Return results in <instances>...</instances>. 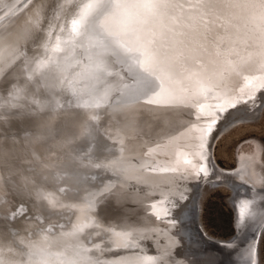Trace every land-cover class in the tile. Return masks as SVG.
I'll return each instance as SVG.
<instances>
[{"label": "bare ground", "instance_id": "1", "mask_svg": "<svg viewBox=\"0 0 264 264\" xmlns=\"http://www.w3.org/2000/svg\"><path fill=\"white\" fill-rule=\"evenodd\" d=\"M138 2L33 0L0 27V77L13 72L20 81L15 95L0 102V205L27 208L0 221V230L17 234L0 264H12V257L19 264H172L180 235L196 244L200 264H259L264 196L253 199L251 187L243 199L228 198L236 229L228 239L189 224L186 203L180 213L159 215L169 214L165 195L182 198L180 173L193 177L199 169L207 174L203 185L215 183L205 166L207 132L222 108L264 84V0H159L147 21L132 6ZM108 3L120 32L142 27L138 43L159 53V64L144 65L158 87L139 100L124 86L137 70L133 59L111 65L119 58L89 30ZM34 31L38 46L30 42ZM95 135L102 137L99 147L91 143ZM239 160L222 183L256 187L260 176L250 160ZM103 163L113 174L89 180ZM17 183L32 194L15 195L10 186ZM117 189L124 199L102 201L97 217L100 193ZM147 239L159 245L156 253Z\"/></svg>", "mask_w": 264, "mask_h": 264}, {"label": "rangeland", "instance_id": "2", "mask_svg": "<svg viewBox=\"0 0 264 264\" xmlns=\"http://www.w3.org/2000/svg\"><path fill=\"white\" fill-rule=\"evenodd\" d=\"M263 96L264 88L254 94L248 95L247 98L241 101L243 111L240 110L238 112H243L244 115L252 114L255 111V105L262 100ZM212 156L216 165L223 169L233 168L236 164L238 165L240 163L239 158H241V156L247 157L250 160L253 173L260 176V181H255V185L258 184L257 186L264 189V102L261 104L259 114L254 120L240 122L227 129L216 139L212 149ZM247 166L248 165H246V168ZM248 191L249 190L238 189L237 195L241 196L240 198L243 199L247 197ZM250 191L252 192V198L259 197V195H256L251 189ZM262 195H264V193H262ZM229 196H231V193L226 186L216 185L212 187L207 185V183L204 185V192H202L199 198L197 223L199 229L212 238L228 239L236 231L235 212L228 199ZM164 197L170 200L168 196L165 195ZM263 198L261 200H264ZM258 200H253L252 203L258 206ZM261 210L264 211V209ZM172 220L177 224L175 217ZM181 240L182 239L174 245V247H177V250L175 249L174 252L170 253L176 258L178 263L200 264V261L202 263L204 258H201L199 254L198 256L195 254V251L198 252L197 248H194L196 244L193 246V244L190 245L191 243H189V241L184 243V241ZM253 243L250 242L249 244L255 247ZM257 244L258 252L255 248L256 257L258 256L259 264H264V228L258 237ZM158 246L159 245L152 244L148 248L152 247V249L156 251L158 250ZM248 262H251V257L248 258ZM245 264L247 263L245 262Z\"/></svg>", "mask_w": 264, "mask_h": 264}, {"label": "water", "instance_id": "3", "mask_svg": "<svg viewBox=\"0 0 264 264\" xmlns=\"http://www.w3.org/2000/svg\"><path fill=\"white\" fill-rule=\"evenodd\" d=\"M6 1L7 2L3 3L0 7V27L5 25L6 22L9 21L10 17H12L14 14L18 13L19 11H21L24 7L28 6L33 0H6ZM114 6L115 5H113L112 3L106 4L107 10L104 11L103 13L99 14V16L96 18L95 22H99V21L103 20L104 29H105L103 34L96 33V35H95L96 38L98 36V39H96V42L100 45L102 44L103 41H107L108 43H110L111 52L109 54L114 55L113 57L117 56L116 51H119L121 53V55H123L127 52V50L129 48H132L133 53H129V55L132 56V59H133L132 62H134V64H135L134 50L136 48L137 42L139 41V36H140L139 32L140 31L142 32L143 28L142 27L137 28L136 26H134V28L132 30H129V28H128L127 30L120 32L118 30V28H116L113 25V22L111 21L113 18L111 20H109V15L113 14L112 12L114 11ZM93 17H95L94 14H93ZM106 21H107V23H106ZM107 33H111L112 35L108 36ZM109 56L111 57V55H109ZM121 63H122V60L119 58L117 61H114L111 65H116V64H121ZM263 88H264V84L259 85L257 90H255L253 93H255V92H257ZM247 96H245V98H247ZM245 98H243V99L238 98L233 103L222 108L219 111L218 117L215 119L213 125L211 126V129H209L207 132V138L205 140V147H204L205 154H206V160H207V163L205 166H206L207 170H209V175H208L209 177H210V174L215 175V176H213V179H215V180H212V181H215V183L214 184H208V185L212 186V187H214L216 185L226 186L231 191L230 192L231 196L238 193L239 188H242L244 190H248L250 187H251L252 191L255 192L256 195L264 196V195H262V193H264L263 188L258 189V187H254L245 181H243V184H242V183H239L236 180L232 179V180H230V182L225 181L224 183H222V181H223V178H222L223 175L222 174L223 173H231V174L234 173L236 171V168H235L236 166H234L233 168H230V169L220 168L216 165V163L213 159V156H212V149H213L214 143H215L216 139L223 132H225L227 129H229L230 127H232V126H234L240 122L252 121L259 114L260 106L264 102V96H263L262 100L257 105H255V109H254L255 111L250 115H244L243 112H238V111L242 110L241 101L244 100ZM229 113H231V115H229ZM101 139H102V137H100V135L93 136L91 138V143H93L92 145H98L99 143L103 142ZM83 140L80 141V145L83 142ZM98 146H100V145H98ZM94 147H96V146H94ZM162 164H166V163L163 162ZM100 167H101V170L103 169L102 172H100V174L94 173L96 171V169L89 171V173L87 174V176L91 178V179L89 178V180L92 181V179L101 178V177H104L105 175L110 176L111 174H113V171H111V169L108 168L107 164L103 163V166L98 164L97 169H100ZM169 171H171L170 167H169ZM211 172H213V173H211ZM203 174H205V173H202L201 170H199V169H197V174L194 175L193 177L190 175H188L187 177H184L183 174H181V173L179 174L180 179H178V180L183 179V184H182V186H179L178 189H181L183 196L180 199L175 191H173L171 194H169V196H168L170 199L169 200L170 206H168L169 207V214L168 213L167 214L166 213L160 214L159 215L160 218H162V217L168 218L171 212L177 213L176 211H178V213H180L181 209H183L185 207V205L188 204L189 208L192 209V213L190 215L191 221H189V224L192 223L193 225H196L198 230H199L198 223H197L198 222V219H197L198 214L197 213H198L199 198L202 195V190L204 192L203 183H205V181H208L205 179L207 174H205L206 176ZM203 180H204V182H203ZM99 182H101V181H98V182L95 181V183H99ZM201 187H203V188H201ZM176 189H177V187L175 188V190ZM0 200H1L0 203H2V198ZM184 203H186V204L184 205ZM12 209L13 208H10V206L5 207V206H3V204L0 205V221H1V223H2V221L3 222L10 221L9 214L11 213ZM262 216H263V214H262ZM259 221H260V215L258 217L257 222H259ZM263 228H264V220H262V223L260 225H258V227L256 228V232L258 235H260ZM180 239H182L181 241H184V243H186V240H184L181 235H180ZM143 242H144V244H146L147 248H148L147 245H149V246L152 245V242H150L149 239L143 240ZM148 249L152 250L153 253H156V252H154L152 247L148 248Z\"/></svg>", "mask_w": 264, "mask_h": 264}, {"label": "snow or ice", "instance_id": "4", "mask_svg": "<svg viewBox=\"0 0 264 264\" xmlns=\"http://www.w3.org/2000/svg\"><path fill=\"white\" fill-rule=\"evenodd\" d=\"M133 7L143 10V14L145 20L147 21L148 16L154 9H158L161 7L159 0H140V2L132 5ZM78 23L77 20H72V24L76 25ZM89 30L94 33L103 34L104 24L99 22H94L90 25ZM75 31V28H73ZM108 36H111V33H107ZM41 36L37 32H33L30 36V42L33 44H37L40 41ZM154 43V42H150ZM105 50L111 47L110 43L105 45ZM129 53H133V49L129 48L127 52L123 55L119 51H116V55L118 58L122 60L123 63L128 64L132 60V56ZM134 58H135V67L136 71L132 75V84H125L124 86L127 88L129 96L133 100H139L143 96H147L149 92H155L156 87H158V81L155 76H153V72L149 71V69L145 68L144 65L146 62H154L159 64V53L151 51L149 48L145 47L143 44L137 42L136 48L134 50ZM102 59V57H101ZM20 81L17 76L13 72L7 73L4 77H0V102H6L8 97H12L15 95V90ZM147 104H156L157 101L148 100ZM13 105L9 104L8 107L11 108ZM231 115V113H229ZM254 115V114H253ZM99 147V146H98ZM4 159V155L2 150H0V171H2V162ZM11 190L15 195H19L23 197L25 194L31 195V191L27 193L20 187L17 183L15 185H11ZM101 201H98V208L94 210V214L99 217L98 210L102 205V201L112 199L115 202L121 201L124 199V194L120 192L119 189L110 193L105 191L100 193ZM27 212V208L23 203H19L17 207L13 208L11 213L9 214L10 220H15L18 216H24ZM118 234V233H117ZM16 233L9 231L0 230V252H3L4 249H9V253L11 252V247L16 244ZM129 247H138L135 243L129 245ZM177 256V255H176ZM178 257V256H177ZM12 264H19V260L16 257H12ZM172 264H178L176 258H172Z\"/></svg>", "mask_w": 264, "mask_h": 264}, {"label": "clouds", "instance_id": "5", "mask_svg": "<svg viewBox=\"0 0 264 264\" xmlns=\"http://www.w3.org/2000/svg\"><path fill=\"white\" fill-rule=\"evenodd\" d=\"M99 23L103 24L104 22H103V20H101V21H99Z\"/></svg>", "mask_w": 264, "mask_h": 264}, {"label": "flooded vegetation", "instance_id": "6", "mask_svg": "<svg viewBox=\"0 0 264 264\" xmlns=\"http://www.w3.org/2000/svg\"><path fill=\"white\" fill-rule=\"evenodd\" d=\"M256 187L260 188L259 186H256Z\"/></svg>", "mask_w": 264, "mask_h": 264}]
</instances>
